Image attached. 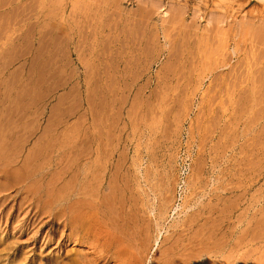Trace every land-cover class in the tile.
<instances>
[{
	"label": "rangeland",
	"instance_id": "rangeland-1",
	"mask_svg": "<svg viewBox=\"0 0 264 264\" xmlns=\"http://www.w3.org/2000/svg\"><path fill=\"white\" fill-rule=\"evenodd\" d=\"M0 1H1L0 5H2V8H0V21H1L0 31L1 30L2 32L4 31L3 33L2 32L0 33V35L2 36L0 37V43H1L0 52L6 49V47H8L7 48L8 51L6 54L8 55V57L5 56L7 57L6 59L3 56V58L5 61L7 60L9 64V68H8L9 71L7 70V75L6 76L0 75V77L1 78L3 77V79L6 78L5 79L6 84L9 81L12 82L13 79L16 80L15 71L16 69L19 68L20 61L18 58L21 57L19 55H21L20 54L21 49L23 48L22 54L25 53L24 50L26 49V53L24 54V57L23 55L21 57V62L24 63V68H25L26 77L24 80L27 81L29 79L28 82L30 81L29 82L30 86L31 85L32 86L39 85L38 87L42 86L40 87V89L38 87L34 89V87L31 88L28 85L29 88L33 90H38L41 92V93L38 91L36 92V94L38 93L39 95L37 96L39 100L35 99L37 97L35 96L36 94L35 95L32 94L34 93L33 90H32V93H30V96L28 92L27 97L29 96L30 98H32V99L27 100L29 102L31 101L30 103L29 102L27 103V101H24L25 102L24 103L22 101L23 103L21 102L20 104L18 100H16L17 102L13 101V104H12V101H10L11 98L5 97L6 92L4 93L5 95L4 96L2 93L4 90L0 91L1 92L0 111L2 110L0 112L1 114L0 119H2V121L0 120L1 121L0 122L1 123L0 125V144H1L0 148L3 147V149L1 148V150L2 152L5 153L4 157L6 156L8 160H10L9 157L12 158V154H14L15 152L18 154H22V156L24 157V155L27 156V153L29 154L33 152L34 150L38 152L39 150L43 149L42 151H44V148L41 145L43 144L46 146V144H44L46 143V141L48 145L49 144L48 140L51 142L53 137H55L56 139L54 138V141L52 140L53 141L52 144L57 143L58 145L56 144V146L58 147L55 148L54 146L53 148L52 146L51 148L52 150L63 151V152H67V154H72V155L81 154L80 156H82L83 154H88L90 151V148L86 144L87 142L89 144V139H90V123H91L90 112L92 110L91 108H95V111L97 112L96 117H98L96 121L99 119L97 121V125H99L100 127L101 126L104 127L103 132L107 131L105 127H106V124H108L109 122H111L112 127L115 128V129L112 128V132H114V138H112L113 137L112 133L109 132L111 133V136H112V137L110 136L109 139L112 140V142L110 141V143H113V150L111 149V146H109L110 150H106V151H108L109 153L113 152L117 154V156L119 154H123V155L130 154L131 157L133 155L134 157L139 156V159L136 162V164L138 165V168L142 172L140 175L142 176L146 172L147 178L145 179L146 183L144 182V179L140 180L141 187H139L138 185L136 186H137L138 191L139 190L142 192L144 190L149 191L150 196H148V198H145V200L150 199L147 205H151L154 208V213H158V207L160 204L159 184H160L161 177H169V176L171 177V186H170L171 193H168V195L171 196L170 204L171 205L175 204L174 205L175 210L173 208L172 209L170 208V210L168 211V213L165 215V217L162 220H158L157 218L155 221L154 215H151L153 219V226H154L153 232H152L153 237L151 239V250L146 256L144 264H162V263L164 264V261L166 259L165 256L168 255L169 249L177 248V250H180V252H181V249H184V250L185 248L188 249L190 246L187 243L188 242L187 237L189 236L190 233L188 234V231L182 232L183 234L181 232L178 233L177 232L178 228L175 226L178 224H181L183 219H185L186 213L189 214V212L196 210L201 205L204 206V205H213V204H218V207H217L218 211L216 212L214 216L221 215L217 219L219 227L218 226L216 227V232L218 234L217 235L218 240H216L215 250H216V254L218 258L215 257V258L210 259L208 255H201L198 258L192 259L193 262L190 261L189 263L190 264H213V263L218 264L219 260L222 261L223 258H225L226 260V257L228 256V259L230 257V260H227L226 262L224 260L225 264H264V231H262L264 230V226H263L264 225V101H262L264 100V95H262L261 98L259 99L257 98L259 95L257 96L253 93L251 94L248 92L245 96L242 97V90H244L245 88L250 90L251 88V85H252L251 84L252 82V76H251L252 72L251 71L264 69V60H263L264 59V41L262 40V42H260L259 40L260 38L258 37V34L256 32L257 26H258L257 27L258 31L260 29V25L261 27L264 26V14H263L264 10H262V8L264 9V6L261 3L259 4L260 2L259 0H228L225 3H220V4L219 3L217 4L214 0H99V1L98 0L97 1L96 0H50V1L49 0H39V1L38 0H27V1L26 0H15V1L8 0V2L7 0H0ZM3 2L8 3V5L5 4L3 6ZM20 3H21V6L22 4L23 6L20 7L17 12V6ZM27 3H29L28 4L29 7L26 6ZM153 3H159V4L153 5ZM33 4H34V9H33ZM156 5H158L157 7H159L160 5V7L157 8ZM15 6L16 8H13ZM154 6L157 9L153 8ZM55 7L56 8L58 7V8L56 9ZM140 7L142 8L146 7V8L143 10V12L142 11L139 12ZM54 8L55 10H52ZM148 8L150 9L152 8V9L150 10ZM112 9L114 10V12ZM147 9L149 10L148 14H150V11L152 12L151 15L153 14L150 18H148V16L150 15L145 13ZM178 9L180 11V14H182L184 10L183 12L184 15L183 14L182 16L178 15V18H177L176 17L177 15L175 17L174 15L176 14V12H178ZM21 10L22 12L24 11L23 12L24 14L21 12ZM48 11L50 12V14L48 13ZM166 11L168 12L167 16L164 15V12L167 13ZM118 12H120V15L116 14ZM76 13H77V16H76ZM138 13L139 14L141 13V17H138ZM144 13L148 16L147 18H145L147 19L145 20L147 22L144 21L145 25L143 26L144 23L142 20H144V18H142V16L144 17ZM171 13L173 14V16ZM116 15L117 17L120 16L119 17L120 20L118 18L116 20L115 18ZM10 16L12 18H10ZM132 16H133V21H132ZM170 16L172 18L174 17V19L176 20L171 19ZM168 17H170V19L174 21L172 24H171V20L169 21L167 19ZM215 17H218V18L224 17L225 19L223 20L221 19V21L224 23L218 21L219 24H216L217 26L215 24H211L212 22L209 25L208 21L210 20V18L214 19ZM139 18H140V22H139ZM218 18H215L214 20L215 22L213 23H217L216 20ZM251 18H254V20H252ZM10 19H12L13 21L16 19L18 25L16 24L15 21H14L15 23L14 22L12 23ZM2 20L6 21V25L8 21L12 24L9 23L10 25L8 24L7 25L8 27H7L5 24H3L4 21ZM113 20H114V23H113ZM175 21L179 22L178 26L175 25V24H178V23H175ZM90 22L91 24H89ZM136 22L137 23L139 22L140 25L138 26ZM189 23H190V26L192 25L190 28L188 25ZM2 25H5V27L3 28ZM133 25H135L134 28L132 27ZM141 25L143 26V28ZM222 25L224 28L221 27ZM110 26L112 27L113 30H111ZM174 26H177L178 28ZM76 27H79V36L76 35ZM139 27L142 28L141 29L142 31L144 29V31L140 32ZM207 27H209L210 30ZM19 28L20 29L22 28V29L19 30ZM174 28H176L175 30L177 31V33L176 31L174 32ZM216 28L219 30V32L220 31L223 32V33L220 32L222 35L219 32L216 33L218 31ZM92 29H93V32L91 31ZM163 29L166 31L169 38H172V36L176 34L175 37L173 38L174 39L179 38L178 41L179 40L182 41L181 37L178 36L179 33L181 32L184 33L185 31H189L185 33L186 35L188 33L189 34H188V37H186L187 38L186 41L188 40L186 43L187 46L185 45L184 47L185 56L187 55L185 59L186 67L184 68L185 72H187V75H186L187 79L182 80L183 83L181 84V87L176 88L174 91H168V93L171 95H174V96L177 95L176 97H178L181 100L180 104L172 108V110H170L171 108H168L166 112H168L170 115L168 117L166 115L165 118H160L159 114H160L161 109H157V108L154 109L153 106L150 107L149 109H144V110L136 108L135 112L134 111L132 112L133 116L131 113V118H129L127 114H128V110L130 109V101L127 105L125 104L123 105V102H121V106L119 105L117 106L120 107L122 111H120L121 110L120 108H116V110H119V111L113 110V112L109 111L108 113L112 116V118H113V115L111 113L115 114L114 115L115 117L113 118L114 121H113L110 118V116L107 115V112H106V110L108 111L107 105L105 104L104 100L102 102L101 101L102 99H100L103 97V85L102 84L104 82V79H103L104 76L102 73L103 72V62L102 61L104 59V55H102V53L104 54V51H105L104 47L106 45L105 44L106 40L108 41L110 40L106 38L117 37L115 48L120 49L122 51V54L125 55L124 50L127 47V45L132 43L133 42L132 39H133V40H136L133 44L134 46H136L137 45L136 42L141 40L140 36L142 38V41H144V36L147 38L151 37L152 38L151 42L154 40H157L158 38L160 39V42L162 44L164 42V39L162 37ZM213 29H215V31L217 30L215 34H213L214 32ZM224 29L227 30V36L224 35L226 32ZM48 30H50L51 33L50 31L48 32ZM207 30L209 31L212 30V31L209 33L207 32ZM85 31L87 32L85 33ZM106 31H108L109 33ZM118 31H121V32H118ZM133 31L135 33H133ZM138 31L140 35H138ZM127 32L129 35L126 34ZM173 32H174V35H173ZM48 33L49 35H47ZM56 33H58L57 36H56ZM85 34L86 36H84ZM91 34H93L92 37H91ZM215 35L216 36L221 35V37L217 36L216 38ZM54 36H56V38L59 37L60 39L58 38L55 39ZM209 36L213 38L210 43H209L210 41ZM213 36L217 40L218 38L220 39V41L218 40L217 42V46H214L215 45L214 42L216 43L217 40L215 41V38ZM14 37L16 40L13 39ZM254 37L258 38V39L256 38L255 40L256 43L258 41L257 43L258 45L256 43L254 44V41H253L255 39ZM46 39L47 40L51 39L50 44H49L50 40H48V43H46L47 42ZM121 39L122 41H120ZM193 39H195V41H193ZM204 39L206 40L204 41ZM56 40H58L57 43H56ZM44 42L46 46L45 44H43ZM121 42H123L124 45L121 44ZM203 42H205V44ZM212 42H213V46H212ZM21 44H22V47H21ZM152 44H154V42ZM179 45L181 46V43ZM209 45L210 47H208ZM38 46L39 47L41 46V47L39 48ZM78 46L80 47V49L77 48ZM255 46H259V48L256 47V49L258 48L257 49L258 52H254V50H256ZM45 48H48V49H45ZM208 48L210 51V52L208 51L209 54L207 53ZM40 49L42 50L39 51ZM77 49H78L80 58L81 56H84L81 58V60L78 59ZM260 49H261L263 57L261 54L260 55L258 54L260 53L259 52ZM15 50H16V55H14ZM59 50L61 51L59 52ZM62 50L65 51L64 54ZM84 50H86V52ZM39 52L43 56L40 55L39 57L41 58L37 59ZM11 53L12 55H14V57L11 56ZM195 53H196V56H194ZM154 55L155 53H151L150 55H148V60L150 61L147 62V70L145 72L146 75L135 83L134 87L132 88L134 90V93L132 94L133 96L136 94L135 91L137 90V88L138 90L139 89L141 90L140 87L142 86H144V89L146 90L147 95H149L150 93L149 91L151 90H154V89L157 91L159 90V88H157L155 84L156 76L161 70H163V67L167 60V51H165V53L160 58ZM207 55H210L209 57H207L208 59L206 58ZM0 56H1L0 57L1 58L0 64H1L3 58H2V55ZM51 57L53 58L52 60H51ZM11 58L12 60H10ZM4 60L2 64L4 63ZM11 61L13 62L12 64H11ZM195 61H196L195 64L198 65L197 67L196 65H194ZM39 62H41L40 63L41 67L40 65H38ZM51 62L52 64H49ZM240 62H242L243 64ZM45 63H47L48 65ZM30 65L32 67L34 66V69L31 67L28 68V66ZM231 65L233 66V68L228 67ZM240 65H241V68H240ZM30 68L32 70H29ZM40 68H42L43 70ZM58 68H59V73H58ZM231 68L233 71H231ZM0 69L2 68L0 67ZM70 70L72 73L70 72ZM39 71L41 72L40 75L38 73ZM243 71L244 73H242ZM42 72L44 73V75H42L43 74ZM98 72L101 74V76ZM228 72L229 74L231 72V74L229 75ZM28 73H31V74H28ZM95 73H96L98 80H96L97 78L94 75ZM71 74L73 77H71ZM37 75L40 77H38ZM227 76H228V79H227ZM242 76L246 80L242 78ZM9 78L11 80H9ZM35 78L37 79L36 81H35ZM42 78H45V79L42 80ZM235 78L237 79V81L240 78V81H238L239 85L238 83H236L237 86H235L236 85L235 82H237ZM212 79L214 81H211ZM38 80H39V83H37ZM218 80H220V82ZM229 80L233 82L231 83L233 85H229L230 84ZM94 81H98L96 82L97 85L94 84L95 83ZM217 81H218V84H215ZM11 82L9 83V86H7L5 83L4 84L6 85L7 88L8 87L10 88L11 93H12V91L15 90V88H13L15 87V84ZM224 82H225V85L223 84ZM32 83L34 84L37 83V84L33 85ZM219 83H221L222 86H219ZM10 84H14V85H10ZM145 84L146 85L148 84V85L145 86ZM58 86L59 88H56ZM172 86L175 87V85H172ZM28 87L27 89H29ZM44 87H46V89ZM1 88L3 89L4 87L3 86L0 87V90ZM53 88L57 90H54ZM186 88H187V91H186ZM230 88H231L232 93L231 91L228 93V90H230ZM31 89L29 90L31 91ZM73 89H75V92L73 91ZM221 89H222V92H221ZM138 90L136 92H138ZM181 90H182V93H181ZM93 93H94L95 98L92 96ZM250 94L252 95V97H250ZM32 95L35 98H33ZM123 95L125 96V94ZM123 95L121 98H124ZM215 97H216V101L214 100ZM183 98L184 100H182ZM244 98H246V100ZM5 99H8V100L5 101ZM33 99H34V102L32 103ZM91 99L93 102H91ZM35 100L38 101V103L35 102ZM224 101H226L227 103L225 104ZM26 103L28 104V107ZM100 103L102 105H100ZM212 103H213V106H212ZM19 104L21 107L19 106ZM22 104H25V106ZM30 104L31 105L33 104V105L31 106ZM14 105L16 109L14 108ZM17 105L19 106L18 107L19 109L17 108ZM29 105L32 107L31 109H29L30 108ZM6 107L11 110L6 109L5 111ZM100 107L103 110H99ZM203 107H204V110H203ZM240 107H242V109ZM13 108L15 111H13ZM20 108H21V112L26 111L27 109V112H24L23 114H25L26 116V114L29 113L30 118L28 117V115L26 116V118H24L25 116H22L23 114L20 112L21 114L20 116L23 117L21 118V121H20V118H17V120L13 119L17 113L19 114ZM257 109L259 110V112H257L258 114L256 115L255 113ZM8 110L10 112H8ZM31 110L34 111L33 114L32 112H30ZM145 110H147V112L149 113V116L147 113H145ZM12 111H13V114L15 112L13 116H11ZM7 112L9 113V115L6 116L5 114H8ZM119 112H120L119 114L120 116L117 115ZM175 112L177 113L176 114V117L178 116L177 118L174 117ZM156 113L158 116H156ZM17 115L16 117H18ZM146 115L148 117H146ZM9 117H11V120ZM102 117L107 120L102 119ZM117 117H120V118H117ZM5 119H7L6 121H11V122H7V125H6ZM32 119L34 120V122L32 121ZM101 119L104 120L106 124ZM14 120L17 122H15ZM147 120H148V123H147ZM57 121L59 122L56 123ZM132 121L134 125L132 124ZM168 121H170L171 124ZM14 122L15 124L18 123L17 125L19 126V128L22 126L21 124L24 122L23 125L25 129L26 128L28 129L26 130L23 129L22 130L23 133L21 132L18 133L17 132L18 126L15 127L16 125L14 124ZM19 122H21V124ZM138 122L139 124L137 125ZM103 123L105 126L103 125ZM114 123H116L117 126L113 125ZM4 125L8 127L7 128L5 126L7 129H11V130H6V128L4 129ZM35 126L38 129H36ZM43 129L45 132L46 131L48 132L49 130H51L52 132L49 131L48 133L47 132L45 133L43 132ZM166 129L169 131L166 132ZM232 129L234 131H232ZM4 130H6L7 133L5 132V134H3ZM15 132H17V134H15ZM165 132L166 134H164ZM11 133L13 134V136ZM51 133L54 135V136L52 135L53 137H51ZM41 135L43 137L44 135H47L48 139H46L47 136H45L44 139L46 140L44 142V140L42 139L43 140L42 142L41 139H38V136H41ZM10 136H11V139H10ZM20 136H22V138H19ZM4 138L7 140L5 141ZM36 139L38 140L36 141ZM155 140L158 142L157 143L154 142ZM19 141L21 143H18ZM35 141H36V144H33ZM80 141H83V142H80ZM37 142L38 143L40 142L39 143L40 145ZM10 144H12L11 145L12 147L10 146ZM20 145L21 146L23 145V146L21 147ZM37 145H39L41 148ZM59 146H60V149H59ZM34 147H37V150ZM88 148L89 150H87ZM121 149H123V151ZM50 150L48 149L45 151L46 153L48 151V154H51L49 153L51 152ZM35 151L33 153H35ZM7 153L8 154L10 153L8 155L9 157L6 155ZM2 156H3L2 153H0V158ZM141 157L144 158L142 161L143 162L142 166L139 165V160L141 159ZM7 158L3 159L2 157V159L0 160L1 163L3 162L2 165L5 164L4 163L5 160L7 162ZM198 165H199L201 172L198 170L199 169ZM11 166H13L12 168L17 167V165L14 163ZM1 167H4V165L0 166V168ZM9 167H7L8 170L11 169ZM195 168H197V170ZM196 173H198V175ZM4 181H6V179L4 178L0 179V185L4 184L3 183ZM7 182L8 184H10L13 181L7 180ZM231 200L233 202H231ZM229 201L231 205L228 204ZM7 203L8 202H6L4 205L0 203V208L5 209V216H0V264H58V256L62 254L63 251H64L63 253L65 256L66 251L64 250V248L58 246L57 241L49 243L48 239L45 238L47 232L50 230V226H44L42 229L43 232H40V233L38 232L37 236L35 237L33 232L37 230L38 228L37 227L33 228V225L29 224L31 222L30 221L31 217H30L28 219L29 221L26 224L25 231L18 232V226H16L18 223L13 224L14 222L13 219H8V215H7L8 210L12 206L11 204L13 203V205L14 204L16 205V201L15 203L10 202L11 204H7ZM181 203L182 205H184V207L181 205ZM225 205L226 206L230 205V206L226 207ZM185 206L186 207L190 206V207L186 209ZM175 207L176 208L179 207V208L176 210ZM222 207L224 209L223 211H222ZM17 211H15L14 214H16ZM225 218H228V219H225ZM47 219L48 218H46L45 220ZM157 223L159 224L157 225ZM27 225H29L28 228L31 229V232L27 228ZM15 226L17 228H15ZM32 229L34 230L33 232H32ZM259 234H260V237H259ZM176 236H178L179 238ZM218 236L220 237L218 238ZM251 236H253L252 237V239L254 238L253 240L252 239L250 240ZM71 245L72 243L69 242L68 246L66 245L65 247L72 248L73 246ZM77 249H79V246L77 247ZM173 250H170V253L173 252ZM186 252H188V250ZM230 254L231 256H229ZM247 254L249 255V257ZM176 258H178V256H176ZM182 258H181L182 260L178 259L180 261V264L183 261H188L185 257H182Z\"/></svg>",
	"mask_w": 264,
	"mask_h": 264
},
{
	"label": "bare ground",
	"instance_id": "bare-ground-1",
	"mask_svg": "<svg viewBox=\"0 0 264 264\" xmlns=\"http://www.w3.org/2000/svg\"><path fill=\"white\" fill-rule=\"evenodd\" d=\"M15 1V0H13ZM12 1V2H13ZM27 1V0H26ZM39 1V0H38ZM50 1V0H49ZM97 1V0H96ZM99 1V0H98ZM217 4L219 3H225L228 0H214ZM260 1V2H259ZM259 4L261 3L264 6V0H259ZM1 2V1H0ZM8 2V0H7ZM24 2V1H23ZM37 2V1H36ZM57 2V1H56ZM55 2V3H56ZM102 2V1H101ZM117 2V1H116ZM157 2V1H156ZM10 3V2H9ZM22 3V2H21ZM21 3L17 6V12L18 9L21 6ZM76 3V2H75ZM1 4V3H0ZM8 3L3 2V6ZM29 3H27L26 6L29 7L28 5ZM49 4V3H48ZM83 4V3H82ZM96 4V3H95ZM154 4H159V3H153ZM37 5V4H36ZM56 5V4H55ZM111 5V4H110ZM109 5V6H110ZM242 5V4H241ZM31 6V5H30ZM144 6V5H143ZM151 6V4H150ZM158 5H156L157 7ZM262 6V7H263ZM46 7V6H45ZM53 7V6H52ZM60 7V6H59ZM82 7V5H81ZM147 7V6H146ZM145 7V8H146ZM155 6L153 8H156ZM160 7V5H159ZM157 7V8H159ZM0 8H2V5H0ZM13 8H16L13 7ZM25 8V7H24ZM43 8V7H42ZM56 8V7H55ZM52 9V10H55ZM58 8V7H57ZM56 8V9H57ZM145 8L140 7V11L139 12H143V10ZM156 8V9H157ZM181 8V7H179ZM26 9V8H25ZM33 9H34V4H33ZM32 9V10H33ZM83 9V8H82ZM115 9V8H114ZM150 9V8H148ZM147 9V11L145 12L146 14L149 13V10ZM152 9V8H151ZM150 9V10H151ZM23 10V8H22ZM21 10V12H22ZM31 10V11H32ZM113 10V9H112ZM159 10V9H158ZM167 10V9H166ZM171 10V9H170ZM211 10V9H210ZM262 10H264L262 8ZM7 11V10H6ZM5 11V12H6ZM14 11V10H12ZM20 11V10H19ZM29 11V9H28ZM51 11V10H50ZM95 11V10H94ZM153 11V10H152ZM169 11V10H168ZM4 12V13H5ZM8 12V11H7ZM11 12V11H10ZM24 12V11H23ZM22 12V13H23ZM114 12V10H113ZM167 12V11H166ZM170 12V11H169ZM173 12V11H172ZM184 12V10H183ZM182 12V14H183ZM48 13L50 14V12L48 11ZM96 13V12H95ZM134 13V12H133ZM144 13V17L142 16V18H144L143 23L145 20V18H150L151 15V11L150 14L146 15ZM24 14V13H23ZM26 14V13H25ZM39 14V13H38ZM87 14V13H86ZM102 14V13H101ZM100 14V16H101ZM120 15V12L116 13ZM172 14V13H171ZM170 14V15H171ZM182 14H180V11L178 9V12H176V14L174 15V17L176 16L178 18V15L182 16ZM210 14V13H209ZM219 14V13H218ZM264 14V13H263ZM2 15V14H1ZM31 15V14H30ZM113 15V13H112ZM164 15H168V12L165 13ZM163 15V16H164ZM184 15V14H183ZM217 15V14H216ZM221 15V14H220ZM218 15V16H220ZM19 16V15H18ZM77 16V13H76ZM75 16V18H76ZM111 16V14H110ZM173 16V14H172ZM213 16V15H212ZM222 16V15H221ZM58 17V16H57ZM120 17V16H119ZM119 17H117L116 15V20L117 18L119 19ZM138 17H141V13H138ZM137 17V18H138ZM171 17V16H170ZM170 17H168L167 19L170 21L171 19H174V17L170 19ZM256 17V16H255ZM254 17V18H255ZM10 18H12L10 16ZM112 18V17H111ZM110 18V19H111ZM209 18V17H208ZM218 18V17H215ZM215 18H210V20L208 21L209 25L211 24H219V22H222L221 19H225L224 17L222 18H218L216 21L217 23H213L215 22ZM254 18H251L252 20H254ZM9 19V18H7ZM93 19V18H92ZM62 20V19H61ZM120 20V19H119ZM150 20V19H149ZM176 20V19H174ZM178 20V19H177ZM180 20V19H179ZM213 20V21H212ZM251 20V21H252ZM257 20V19H256ZM4 21V20H2ZM10 21H12V23L15 21L17 24V20L15 19L14 21L12 19H10ZM20 21V20H19ZM24 21V20H23ZM84 21V20H83ZM91 21V20H90ZM132 21H133V16H132ZM136 21V20H135ZM138 21V19H137ZM167 21V20H166ZM181 21V20H180ZM239 21V20H238ZM1 22V21H0ZM14 22V23H15ZM22 22V20H21ZM119 22V21H118ZM117 22V23H118ZM125 22V21H124ZM139 22H140V18H139ZM139 22L137 23V25L139 26ZM147 22V21H145ZM174 21L171 20V24ZM10 22H7V25ZM10 23V24H12ZM19 23V22H18ZM114 23V20H113ZM142 23V22H141ZM175 25H179V22L175 21ZM207 23V24H208ZM224 23V22H222ZM3 24L6 25V21L3 22ZM9 24V25H10ZM15 24V25H16ZM35 24V23H34ZM91 24V22L89 23ZM108 24V23H107ZM116 24V23H115ZM148 24V23H147ZM169 24V23H167ZM170 24V26H171ZM243 24V23H242ZM260 24V23H259ZM5 25H2L3 28L5 27ZM6 25V26H7ZM18 25V24H17ZM33 25V24H32ZM51 25V24H50ZM97 25V24H96ZM119 25V24H118ZM136 25V26H137ZM145 25V23L143 24V26ZM187 25V23H186ZM189 28L192 26H190V23L188 24ZM53 26V25H52ZM112 26V24H111ZM110 26V27H111ZM117 26V25H115ZM135 25H133L132 27L134 28ZM137 26V27H138ZM142 26V25H141ZM142 26V28H143ZM174 26V27H177ZM206 26V25H205ZM204 26V27H205ZM208 26V25H207ZM217 26V25H216ZM8 27V26H7ZM6 27V29H7ZM212 27V26H211ZM214 27V25H213ZM223 27V25L221 26ZM220 27V28H221ZM228 27V26H227ZM232 27V26H231ZM258 27V26H257ZM256 27V32L258 34V37L260 38V42H262V40L264 41V26L261 27L260 25V29L258 31ZM2 28V29H3ZM28 28V27H27ZM31 28V27H30ZM114 28V27H113ZM116 28V27H115ZM129 28V27H128ZM127 28V29H128ZM140 28V32H143L141 30L142 28ZM147 28V26H146ZM178 28V27H177ZM186 28V27H185ZM195 28V27H194ZM199 28V27H198ZM206 28V27H205ZM209 28V27H207ZM219 28V26H218ZM224 28V27H223ZM229 28V27H228ZM22 29V28H21ZM19 28V30H21ZM86 29V27H85ZM84 29V30H85ZM121 29V28H120ZM126 29V28H125ZM151 29V28H150ZM154 29V28H153ZM176 28H174V32ZM188 29V28H187ZM217 29V28H216ZM222 29V28H221ZM220 29V30H221ZM226 29V28H225ZM224 29V30H225ZM29 30V29H28ZM52 30V29H51ZM111 30L112 27H111ZM138 30V29H136ZM161 30V29H160ZM169 30V29H168ZM185 30V29H184ZM195 30V29H194ZM203 30V29H202ZM210 30V28H209ZM207 30V32H211ZM214 32L213 34H215V29H213ZM223 30V29H222ZM248 30V29H247ZM14 31V30H13ZM18 31V30H17ZM26 31V30H25ZM30 31V30H29ZM32 31V30H31ZM50 30H48L49 32ZM58 31V30H57ZM60 31V30H59ZM62 31V30H61ZM93 32V29L91 30ZM138 31V35H140ZM226 31V32H225ZM225 34L227 36V30H225ZM2 32V30L0 31V33ZM4 32V31H3ZM2 32V33H3ZM9 32V31H8ZM87 31H85L86 33ZM108 32V31H106ZM121 32V31H118ZM168 32V31H167ZM172 32V31H171ZM173 32V35H174ZM189 32V31H185L184 33L181 32L178 34L179 37H181L182 41H178V39H174L172 36V38H169V36L167 35L166 31L163 29V39L164 42L161 44L160 39L157 38V40H154L151 42V37L147 38L144 36V41H142V38L140 36V41L136 42L137 45L134 46V42L136 40L132 39V43H130L129 45H127V47L124 50V54H122V51L118 48H115L116 46V40L117 37L115 38H106V39H110L109 41L106 40L105 44V51L104 54L102 53V55H104V59H103V76H104V82H103V97L100 98L102 99L101 101L105 102V104L107 105V115L110 116V118L113 120V118L115 117L113 113H111L113 115V118L109 113V111L113 112V110H116V108H120L117 105L121 106V102H123V105H127L130 101V109L128 110V114L127 116H129V118H131V113L134 111L135 109H149L150 107H154L157 109H161L160 110V114L159 117L160 118H165V116L167 115V117L170 115L168 112H166L168 110V108H171L170 110H172V108H174L175 106H178L181 102V100L168 93V91H174L176 88L181 87V84L183 83L182 80L187 79L186 75L187 72H185L184 68L186 67L185 65V59L187 57V55L185 56V45L187 46V41H186V37H188V34L186 35L185 33ZM219 30L216 32L218 33ZM221 33H223L222 31H220ZM219 32V33H220ZM6 33V32H5ZM44 33V32H43ZM42 33V34H43ZM51 33V31H50ZM84 33V32H83ZM91 33V32H90ZM89 33V35H90ZM109 33V32H108ZM133 33H135L133 31ZM177 33V31H176ZM203 33V31H202ZM220 33V34H221ZM20 34V33H19ZM34 34V33H33ZM58 33H56L57 36ZM107 34V33H106ZM119 34V33H118ZM121 34V33H120ZM128 34V32L126 33ZM152 34V32H151ZM13 35V34H12ZM46 35V34H45ZM49 35V33L47 34ZM68 35V34H67ZM76 35L79 36V27H76ZM93 34H91L92 37ZM111 35V34H110ZM129 35V34H128ZM127 35V36H128ZM142 35V34H141ZM205 35V33H204ZM208 35V34H207ZM210 35V34H209ZM212 35V34H211ZM222 35V34H221ZM221 35H217L219 37H221ZM21 36V35H20ZM24 36V35H23ZM32 36V35H31ZM55 39H60L59 37H57ZM60 36V35H59ZM62 36V35H61ZM86 36V34L84 35ZM120 36V35H119ZM125 36V34H124ZM150 36V35H148ZM156 36V35H155ZM216 36V35H215ZM216 36V38H217ZM0 37H2L0 35ZM25 37V36H24ZM74 37V36H73ZM90 37V36H89ZM100 37V36H99ZM135 37V35H134ZM154 37V36H153ZM214 37V36H213ZM47 38V37H46ZM65 38V37H64ZM63 38V39H64ZM86 38V37H85ZM139 38V37H138ZM195 38V36H194ZM210 41L213 39L211 36H209ZM215 38V37H214ZM215 38V41L217 40ZM255 38V37H254ZM257 38V37H256ZM256 38L253 40L254 44L256 43ZM14 40L15 37L13 38ZM19 39V38H17ZM83 39V38H82ZM81 39V40H82ZM128 39V38H127ZM224 39V38H223ZM258 39V38H257ZM49 44L51 42V39H48ZM48 40L46 39V43H48ZM65 40V39H64ZM85 40V39H84ZM206 39H204L205 41ZM218 40L220 41V39L218 38ZM214 42V46H217V42ZM58 40H56L57 43ZM122 41V39L120 40ZM193 41H195V39H193ZM214 41V40H213ZM5 42V41H3ZM39 42V41H38ZM54 42V41H53ZM154 42V44H152ZM225 42V41H224ZM83 43V41H82ZM181 43V46L179 45ZM205 44V42H203ZM228 43V42H227ZM258 43V41H257ZM256 43V44H257ZM1 44V43H0ZM16 44V43H15ZM20 44V43H18ZM24 44V43H23ZM26 44V43H25ZM29 44V43H27ZM45 44V42L43 43ZM59 44V42H58ZM121 44L124 45L123 42H121ZM194 44V43H193ZM192 44V45H193ZM203 44V45H204ZM262 44V43H261ZM39 45V43H38ZM57 45V44H56ZM82 45V44H81ZM122 45V47H123ZM199 45V43H198ZM211 45V44H210ZM210 45L208 47H210ZM258 45V44H257ZM13 46V45H12ZM32 46V45H31ZM46 46V44H45ZM48 46V45H47ZM64 46V45H63ZM68 46V45H67ZM77 46V45H76ZM119 46V45H118ZM180 46V47H179ZM205 46V45H204ZM212 46H213V42H212ZM254 46V45H253ZM16 47V46H14ZM22 47V44H21ZM39 47V46H38ZM41 47V46H40ZM39 47V48H40ZM50 47V45H49ZM55 47V46H53ZM60 47V46H59ZM125 47V46H124ZM195 47V46H194ZM203 47V46H202ZM259 48V46H255ZM7 48L4 49L3 51L0 52V55L3 56H7ZM20 48V46H19ZM27 48V47H25ZM78 49H80V47H77ZM87 48V47H86ZM212 48V47H211ZM250 48V47H249ZM248 48V49H249ZM257 48V49H258ZM12 49V48H11ZM18 49V48H17ZM23 49V48H22ZM22 49H21V56L26 53V49L24 50L25 53L22 54ZM29 49V48H28ZM48 49V48H45ZM77 49V52H78ZM89 49V47H88ZM223 49V48H222ZM231 49V48H230ZM256 50H254V52H258ZM20 50V49H19ZM30 50V49H29ZM42 49H40L39 51H41ZM54 50V49H53ZM199 50V49H198ZM13 51V50H12ZM10 51V52H12ZM31 51V50H30ZM48 51V50H46ZM45 51V52H46ZM52 51V50H51ZM50 51V52H51ZM61 50H59L60 52ZM63 51V50H62ZM86 52V50H84ZM89 51V50H88ZM165 51H167V60L166 63L163 67V70H161L158 75L156 76V87L159 88V90H151L149 91V95L146 94V90L144 89V86L140 87L141 90L137 88L138 92L135 91V95L133 96L132 94L134 93V90L132 89L135 85V83L139 80L142 79L145 75H146V70H147V62L150 61L148 60V55H150L151 53H155L156 56H158L159 58L165 53ZM209 51V48L207 50V53ZM14 52V51H13ZM18 52V51H17ZM43 52V51H42ZM41 52V53H42ZM44 52V53H45ZM65 51H63L64 54ZM195 52V50H194ZM210 52V51H209ZM240 52V51H239ZM238 52V53H239ZM260 53H258L259 55H262L261 49L259 50ZM57 53V52H56ZM55 53V55H56ZM206 53V54H207ZM62 54V55H63ZM86 54V53H84ZM209 54V53H208ZM247 54V53H246ZM254 54V53H253ZM10 55V53H9ZM16 55V50H15V54ZM14 55L11 56L14 57ZM41 54L39 52V55L37 57V59L41 58L39 57ZM154 55V56H155ZM203 55V54H201ZM211 55V53H210ZM210 55H207V57H209ZM256 55V53H255ZM258 55V56H259ZM36 56V55H35ZM43 56V55H41ZM194 56H196V53L194 54ZM193 56V57H194ZM231 56V55H230ZM250 56V54H249ZM256 56V57H258ZM1 57V56H0ZM7 57H5L7 59ZM10 57V56H9ZM21 57H17L20 61V65L19 68L16 69L15 71V75H16V80L13 79V83L15 84V90L12 91L10 88L6 87L9 86V83L11 81H9L7 84L5 83V79H3V77L0 80V87H4L3 89L1 88L0 91H3V95L5 93V97H10L9 100L15 102L16 100H18V102L21 104V102L23 101H27L30 98V93H32L31 89L32 87L37 88L39 85L37 86H30V81L28 82V80H24L25 79V68H24V63L21 62ZM54 57V56H53ZM84 56H81V58ZM153 57V56H152ZM202 57V56H201ZM261 57V56H260ZM263 57V55H262ZM62 58V57H61ZM60 58V59H61ZM79 52H78V59L81 60ZM151 58V56H150ZM251 58V57H250ZM249 58V59H250ZM36 59V60H37ZM53 58L51 57V60ZM99 59V58H98ZM208 59V58H207ZM243 59V58H242ZM258 59V58H257ZM1 60V58H0ZM4 58L2 59L3 62ZM12 60V58L10 59ZM8 60V61H10ZM58 60V59H56ZM96 60V59H95ZM152 60V58H151ZM262 60V58H261ZM264 60V59H263ZM31 61V60H30ZM45 61V60H44ZM216 61V60H215ZM1 62V64H2ZM26 62V61H25ZM36 62V61H35ZM42 62V61H41ZM38 65H40V63ZM48 62V60H47ZM56 62V61H55ZM10 63V62H9ZM13 62L11 61V64ZM31 63V62H30ZM34 63V62H33ZM191 63V62H190ZM189 63V64H190ZM196 61L194 62V65ZM198 63V61H197ZM210 63V61H209ZM227 63V62H226ZM242 63V62H240ZM0 67L2 69H0V75L1 76H6L7 75V70L9 68V64L7 62V60H4V63L1 65ZM44 64V63H43ZM47 64V63H45ZM49 64H52L49 63ZM220 64V63H219ZM228 64V63H227ZM243 64V63H242ZM35 65V64H34ZM48 65V64H47ZM94 65V64H93ZM202 65V64H201ZM16 66V65H15ZM14 66V67H15ZM61 66V65H60ZM98 66V65H97ZM163 66V65H162ZM191 66V65H190ZM198 65H196L197 67ZM207 66V65H206ZM218 66V65H217ZM226 66V65H224ZM31 67L34 69V66L32 67L31 65L28 66V68ZM39 67V66H38ZM41 67V65H40ZM48 67V66H47ZM73 67V66H72ZM195 67V66H194ZM228 67H232L233 66H228ZM29 70H32V69ZM46 68V66H45ZM44 68V69H45ZM97 68V67H96ZM189 68V67H188ZM231 68V71H233ZM237 68V67H235ZM239 68V66H238ZM241 68V65H240ZM42 69V68H40ZM100 69V68H99ZM244 69V68H243ZM258 69V68H257ZM15 70V69H14ZM18 70V71H17ZM43 70V69H42ZM40 70V71H42ZM50 70V69H49ZM96 70V69H95ZM195 70V69H193ZM208 70V69H207ZM206 70V72H207ZM238 70V69H237ZM236 70V71H237ZM9 71V70H8ZM13 71V70H11ZM34 71V70H33ZM38 72L39 75L41 74V72ZM48 71V70H47ZM73 71V70H72ZM230 71V70H228ZM242 71V69H241ZM240 71V72H241ZM18 72V73H17ZM28 72V71H27ZM31 72V71H30ZM56 72V71H54ZM71 72V70H70ZM97 72V71H95ZM192 72V70H191ZM225 72V71H224ZM239 72V73H240ZM249 72V70H248ZM251 76H252V82H251V88L250 90H248L247 88H245L244 90H242V97L245 96L248 92L249 93H253L255 95H259L257 98H261L262 95H264V69H260V70H254L251 71ZM10 73V72H9ZM32 73V72H31ZM28 73V74H31ZM43 73V72H42ZM58 73H59V68H58ZM72 73V72H71ZM99 73V72H98ZM198 73V72H197ZM218 73V72H217ZM234 73V72H233ZM238 73V72H237ZM236 73V74H237ZM244 73V71L242 72ZM18 74V76H17ZM66 74V73H65ZM100 74V73H99ZM203 74V73H202ZM229 74V72H228ZM231 74V72H230ZM229 74V75H230ZM12 75V74H11ZM44 75V73L42 74ZM49 75V74H48ZM56 75V74H55ZM95 77L96 73L94 74ZM211 75V74H209ZM208 75V76H209ZM224 75V74H223ZM228 75V76H229ZM240 75V74H239ZM243 75V74H242ZM9 76V75H8ZM14 76V75H13ZM29 76V75H27ZM38 76V75H37ZM101 76V74H100ZM227 76V79H228ZM234 76V75H233ZM232 76V77H233ZM237 76V75H236ZM40 77V76H38ZM46 77V76H45ZM50 77V76H49ZM53 77V76H52ZM65 77V76H64ZM63 77V78H64ZM71 77L72 74H71ZM94 77V78H95ZM204 77V76H203ZM215 77V76H214ZM230 77V76H229ZM240 77V76H239ZM13 78V77H12ZM29 78V77H28ZM48 78V77H47ZM61 78V77H60ZM86 78V77H85ZM205 78V77H204ZM222 78V77H221ZM231 78V77H230ZM242 78H244L242 76ZM45 78H42V80ZM50 79V78H49ZM72 79V78H71ZM190 79V78H189ZM207 79V78H206ZM214 79V78H213ZM211 81H214V80ZM236 79V78H235ZM238 79V77H237ZM236 79V81H237ZM245 79V78H244ZM8 80V78H7ZM9 80H11L9 78ZM37 79L35 78V81ZM41 80V79H40ZM98 80V78L96 79ZM192 80V78H191ZM196 80V79H195ZM221 80V79H220ZM220 80H218L220 82ZM231 80V79H230ZM229 80V81H230ZM246 80V79H245ZM15 81V82H14ZM34 81V80H33ZM32 81V82H33ZM34 81V82H35ZM58 81V80H57ZM70 81V80H69ZM151 81V79H150ZM148 81V82H150ZM153 81V80H152ZM205 81V80H204ZM218 81L215 84H218ZM232 81V80H231ZM229 82V85H233L231 83L233 82ZM240 81V78L239 80ZM235 82L238 83L239 82ZM243 81V80H242ZM11 82V83H12ZM28 82V83H27ZM96 84V82L98 81H94ZM6 85H5V84ZM39 83V80L38 82ZM35 83V84H37ZM47 83V82H46ZM54 83V82H53ZM51 83V84H53ZM60 83V82H59ZM74 83V82H73ZM241 83V82H240ZM244 83V82H243ZM14 84H10V85H14ZM27 84V85H26ZM33 85H35L34 83H32ZM75 84V83H74ZM149 84V83H148ZM147 84V85H148ZM214 84V85H215ZM225 85V82L223 83ZM28 85L31 87L29 88ZM42 85V84H41ZM56 85V84H55ZM97 85V84H96ZM145 84V86H147ZM172 85H175L172 86ZM189 85V84H188ZM99 86V84H98ZM97 86V87H98ZM155 86V85H154ZM219 86H222L221 83H219ZM237 86V84L235 85ZM27 87L29 89H31V91L29 89H27ZM42 87V86H40ZM40 87H38L40 89ZM47 87V86H46ZM46 87H44L46 89ZM49 87V85H48ZM62 87V86H60ZM71 87V85H70ZM94 87V86H93ZM232 87V86H231ZM240 87V86H238ZM56 88H59L56 87ZM195 88V87H194ZM211 88V87H210ZM223 88V87H222ZM12 89V87H11ZM54 90H57L55 88H53ZM77 89V88H76ZM90 89V88H89ZM184 89V88H182ZM207 89V88H206ZM225 89V88H224ZM229 89V88H228ZM234 89V88H233ZM236 89V87H235ZM78 90V89H77ZM92 90V88H91ZM90 90V91H91ZM95 90V89H94ZM203 90V89H202ZM213 90V89H211ZM210 90V91H211ZM38 90H33L34 93L32 94H36ZM73 91L75 92V89H73ZM157 93H156V92ZM187 91V88H186ZM224 91V90H223ZM231 91L228 90V93ZM29 92V96L27 97ZM40 92V91H38ZM43 92V91H42ZM73 92V93H74ZM218 92V90H217ZM222 92V89H221ZM41 93V92H40ZM50 93V92H49ZM182 93V90H181ZM184 93V92H183ZM211 93V92H210ZM232 93V91H231ZM1 94V92H0ZM44 94V93H43ZM100 94V93H99ZM125 94V96L123 95L124 98H121L122 95ZM127 94V96H126ZM250 94V97H252V95ZM48 95V94H47ZM182 95V94H181ZM36 97L39 96L38 93L35 95ZM88 96V95H87ZM92 96L95 98L94 93L92 94ZM4 97V98H5ZM33 98H35L32 95ZM42 97V96H41ZM44 97V96H43ZM78 97V96H77ZM228 97V96H227ZM240 97V96H239ZM249 97V96H248ZM247 97V98H248ZM79 98V97H78ZM92 98V97H91ZM36 100L38 99L35 98ZM122 99V100H121ZM205 99V98H204ZM246 100V98H244ZM4 100V99H3ZM8 99H5V101ZM38 103V101H36ZM39 100V99H38ZM79 100V99H78ZM94 100V99H93ZM184 100V98L182 99ZM212 100V99H211ZM216 101V97L214 99ZM226 100V98H225ZM9 101V102H10ZM89 101V99H88ZM100 101V102H101ZM208 101V100H207ZM214 101V102H215ZM244 101V100H243ZM249 101V100H248ZM247 101V103H248ZM264 101V100H262ZM17 102V101H16ZM22 102V103H23ZM29 101H27L28 103ZM31 102V101H30ZM29 102V103H30ZM34 102V99L32 100V103ZM40 102V101H39ZM91 102L92 99H91ZM90 102V103H91ZM183 102V101H182ZM191 102V101H189ZM225 104L227 103L226 101H224ZM223 102V103H224ZM245 102V101H244ZM257 102V101H256ZM260 102V100H259ZM8 103V102H7ZM25 103V102H24ZM26 103L27 107L28 104ZM36 103V104H37ZM184 103V102H183ZM207 103V102H206ZM11 104V103H10ZM19 104V106H20ZM35 104V103H34ZM104 104V105H105ZM192 104V103H191ZM239 104V103H238ZM237 104V105H238ZM242 104V103H241ZM260 104V103H259ZM9 105V104H8ZM25 106V104H22ZM31 105V104H30ZM29 105V106H30ZM33 105V104H32ZM31 105V106H32ZM90 105V104H89ZM96 105V104H95ZM100 105H102L100 103ZM182 105V104H181ZM180 105V106H181ZM17 105V108L19 107ZM22 106V107H24ZM30 106L29 109H31L32 107ZM54 106V105H53ZM213 106V103H212ZM242 106V105H241ZM245 106V105H244ZM13 107V105H12ZM21 107V106H20ZM96 107V106H95ZM192 107V106H191ZM243 107V106H242ZM242 107H240L242 109ZM246 107V106H245ZM249 107V105H248ZM247 107V108H248ZM1 108V107H0ZM14 108L16 109L15 105ZM13 108V111H15ZM50 108V107H49ZM70 108V107H69ZM103 108V107H102ZM6 109L9 108H5ZM19 109V108H18ZM28 109V110H29ZM37 109V108H36ZM52 109V108H51ZM56 109V108H55ZM66 109V108H65ZM71 109V108H70ZM91 112H90V119H91V123H90V139H89V144L87 142L86 145L89 146L90 151L88 154H83L82 156H80L81 154H76V155H72V154H67V152H63V151H55L52 150V146L54 148H57L58 146H56L57 143H53L54 138V132L53 134L51 133V137L52 140L51 142L48 140V145H47V141L46 146L45 145H41L44 148V151H42L43 149L39 150L38 148V152L35 153L31 152V153H27V156L24 155V157L22 156V154H18V153H14L12 154V158L9 157L8 155L10 154H6L10 160H8V158L4 155L5 153L2 152L1 148L3 149V147L0 148V153H2V157L3 159L7 158V162L5 160V164L4 167L0 168V179H6V181H4L2 185H0V203L2 205H4L6 202H8L7 204H11L12 202L15 203L16 201V205L13 203L11 204L12 206L10 207V209L7 212L8 215V219H13V224L14 223H18L16 226H18V232H24L25 228H26V224L29 221L28 219L31 217L30 219V223L31 225H33V228H38L37 230H33L32 232L34 234V236H37V233L39 232H43L42 229L44 226H50V230L47 232L45 238L48 239V242H55L57 241L58 246L64 248V250L66 251V254L64 256V251L62 252V254H60L58 256V264H144V261L146 259V256L148 255V253L151 250V239L153 237L152 232H153V219L151 215H154L155 217V221L158 218V220H162L165 215L168 213V211L170 210V208L174 209V205H171V196L168 195V193H171V177H161L160 180V204L158 207V213H154V208L151 205H147V203L149 202L150 199L145 200V198H148V196H150L149 191L144 190L142 191H138L137 186L141 187V179H144V182L146 183V172L144 175H140L142 172L141 170L138 168V165L136 164V162L139 159V156H135L134 155L131 157L130 154H119L117 156V154L113 153V152H108L106 150H110L109 146H111V149L113 150V143H110V141L112 142L110 138L111 133H112V138H114V132H112V124L111 122H109L108 124L105 123L104 120H107L105 118L102 117V121H104V123L106 124V132H103L104 127H100L99 125H97V120L96 119L98 117H96V111L95 108H91ZM121 109V108H120ZM153 109V110H154ZM178 109V108H177ZM237 109V107H236ZM260 109V108H259ZM4 110V108H3ZM11 110V109H9ZM8 110V112H10ZM24 110V108H23ZM99 110H103L100 109ZM194 110V109H193ZM204 110V107H203ZM209 110V109H208ZM2 111V110H1ZM0 111V112H1ZM13 111L11 113V116H13L15 114H13ZM18 111V110H17ZM42 111V109H41ZM51 111V110H50ZM119 111V110H116ZM122 111V109L120 110ZM158 111V110H157ZM183 111V110H182ZM201 111V110H200ZM237 111V110H236ZM4 112V111H3ZM7 112V113H8ZM21 112V108L19 110V114L17 115L18 117H15L13 119L17 120V118H23L22 116H25V114H23L26 111H22L21 113L23 114L22 116H20ZM33 112L34 111H30ZM66 112V110H65ZM70 112V111H69ZM85 112V111H84ZM140 112V111H139ZM171 112V111H170ZM204 112V111H203ZM235 112V111H234ZM241 112V111H240ZM257 112H259V110H256V115L258 114ZM6 113V112H5ZM52 113V112H51ZM71 113V112H70ZM100 113V112H98ZM145 113L148 114L147 110H145ZM40 114V113H39ZM86 114V113H85ZM104 114V113H103ZM120 112L117 114L118 116ZM138 114V113H137ZM176 112H175V118L176 117ZM183 114V113H182ZM211 114V113H210ZM217 114V113H216ZM6 116L9 115L5 114ZM28 115L29 117V113L26 114V116ZM49 115V114H48ZM61 115V114H60ZM106 115V114H105ZM143 115V114H142ZM179 115V114H178ZM187 115V114H186ZM204 115V114H203ZM236 115V114H235ZM1 116V114H0ZM5 116V117H6ZM26 116L24 118H26ZM34 116V115H32ZM31 116V117H32ZM56 116V114H55ZM70 116V115H69ZM133 116V113H132ZM146 115V117H148ZM156 116L157 113H156ZM202 116V115H201ZM219 116V115H218ZM138 117V116H137ZM166 117V118H167ZM198 117V116H197ZM253 117V116H252ZM256 117V116H255ZM11 120V117H9ZM30 118V117H29ZM56 118V117H55ZM108 118V117H107ZM120 118V117H117ZM128 118V119H129ZM235 118V117H234ZM241 118V117H240ZM257 118V117H256ZM28 119V118H27ZM61 119V118H60ZM127 119V120H128ZM174 119V118H173ZM180 119V118H179ZM199 119V118H197ZM212 119V118H211ZM2 121V119H0ZM7 119H5L6 121ZM9 120V119H8ZM14 120V121H15ZM19 120V119H18ZM24 120V119H22ZM39 120V119H37ZM53 120V119H52ZM59 120V119H58ZM133 120V119H132ZM141 120V119H139ZM167 120V119H166ZM217 120V119H216ZM254 120V118H253ZM0 121V122H1ZM13 121V120H12ZM32 121L34 122V120L32 119ZM51 121V120H50ZM63 121V120H62ZM101 121V122H102ZM114 121V120H113ZM117 121V119H116ZM119 121V119H118ZM138 121V120H137ZM7 122H11V121H6V125ZM17 122V121H15ZM14 122V124H15ZM30 122V121H29ZM28 122V123H29ZM59 121H57L56 123H58ZM100 122V121H99ZM98 122V124H99ZM170 122V121H168ZM202 122V121H201ZM232 122V121H231ZM21 124V122H19ZM24 123V122H23ZM23 123L21 124L22 126L19 128V126L17 125L18 123H16L15 127L18 126V133H23L22 130L25 129ZM103 123V125H104ZM148 123V120H147ZM219 123V122H218ZM19 124V125H20ZM27 124V123H26ZM30 124V123H29ZM50 124V123H49ZM53 124V123H52ZM102 124V123H101ZM133 124V121H132ZM139 124V122L137 123V125ZM171 124V122H170ZM228 124V123H227ZM231 124V123H230ZM249 124V122H248ZM1 125V123H0ZM6 125H4V129L7 127ZM48 125V123H47ZM113 125L117 126L116 123H114ZM125 125V124H124ZM134 125V124H133ZM169 125V124H168ZM167 125V126H168ZM200 125V124H199ZM6 126V127H5ZM51 126V125H50ZM59 126V125H58ZM105 126V125H104ZM237 126V125H236ZM235 126V127H236ZM23 127V128H22ZM73 127V126H72ZM171 127V126H170ZM199 127V126H198ZM8 128V127H7ZM6 130H11V129H7ZM11 128V127H10ZM36 128V126H35ZM34 128V129H35ZM69 128V127H68ZM167 128V127H165ZM164 128V129H165ZM225 128V127H224ZM263 128V127H262ZM15 129V128H13ZM21 129V130H19ZM28 129V128H26ZM25 129V130H26ZM30 129V128H29ZM33 129V128H32ZM38 129V128H36ZM45 129V128H44ZM43 129V132H45ZM88 129V128H87ZM115 129V128H113ZM146 129V128H145ZM198 129V128H197ZM208 129V128H207ZM4 130L3 134H5V132L7 133V131ZM48 130V129H47ZM210 130V129H209ZM227 130V129H226ZM262 130V129H261ZM34 131V130H33ZM51 131V130H49ZM48 131V132H49ZM169 131L166 129V132ZM202 131V130H201ZM232 131H234L232 129ZM14 132V131H13ZM17 132H15V134H17ZM31 132V131H30ZM28 132V133H30ZM47 132V131H46ZM45 132V133H46ZM47 132V133H48ZM52 132V131H51ZM111 132V133H109ZM166 132L164 134H166ZM43 133V134H45ZM125 133V132H124ZM123 133V134H124ZM171 133V132H170ZM2 134V133H1ZM12 134V133H11ZM25 134V132H24ZM87 134V133H86ZM40 135V134H39ZM50 135V134H49ZM53 135V136H52ZM119 135V133H118ZM137 135V134H136ZM162 135V134H161ZM193 135V134H192ZM2 136V135H1ZM6 136V135H5ZM13 136V134H12ZM23 136V135H22ZM22 136H20L19 138H22ZM26 136V134H25ZM44 135V137L38 136V139H43L44 142L46 139H48V136L46 139ZM89 136V135H88ZM17 137V136H15ZM24 137V136H23ZM41 137V138H40ZM49 137V138H51ZM126 137V136H125ZM168 137V136H167ZM205 137V136H204ZM233 137V135H232ZM231 137V138H232ZM8 138V137H7ZM37 138V137H36ZM118 138V137H117ZM158 138V137H157ZM11 139V136H10ZM27 139V138H25ZM24 139V140H25ZM36 139V141L38 140ZM56 139V138H55ZM109 139V140H108ZM163 139V138H162ZM167 139V138H166ZM4 140L6 141L7 139L4 138ZM42 140V142H43ZM58 140V139H57ZM157 140V139H156ZM154 141V142H158V141ZM4 141V142H5ZM16 141V140H15ZM14 141V142H15ZM23 141V140H22ZM36 141L33 144H36ZM40 141V140H39ZM88 141V140H87ZM162 141V140H161ZM2 142V141H1ZM41 142V141H40ZM39 142V143H40ZM41 142V143H42ZM56 142V141H55ZM83 142V141H80ZM134 142V141H133ZM206 142V141H205ZM252 142V141H251ZM257 142V141H256ZM18 143H21L20 141ZM38 143V142H37ZM38 143V144H39ZM3 144V143H2ZM5 144V143H4ZM17 144V143H16ZM218 144V143H217ZM229 144V143H228ZM1 145V144H0ZM12 144H10L11 146ZM40 145V144H39ZM37 145V146H39ZM58 145V144H57ZM157 145V144H155ZM196 145V144H194ZM21 146V145H20ZM19 146V147H20ZM23 146V145H22ZM21 146V147H22ZM36 146V145H34ZM49 146V147H48ZM51 146V147H50ZM80 146V145H79ZM87 146V147H88ZM229 146V145H228ZM12 147V146H11ZM40 147V146H39ZM5 148V147H4ZM33 148V147H32ZM37 150V147H34ZM41 148V147H40ZM51 151L48 154V151L46 153L45 150L48 149ZM89 148L87 150H89ZM8 149V148H7ZM20 149V148H19ZM60 149V146H59ZM57 149V150H59ZM124 149V148H123ZM123 149H121L123 151ZM6 150V149H5ZM9 150V149H8ZM53 151V152H52ZM14 152V151H13ZM45 152V153H44ZM246 152V151H245ZM4 153V154H3ZM122 153V152H121ZM254 153V152H253ZM259 153V151H258ZM14 155V156H13ZM222 155V154H221ZM11 156V155H10ZM252 156V155H251ZM2 157L0 158V160L2 159ZM118 157V158H116ZM198 158V157H197ZM143 159L141 157V159L139 160V165L142 166L143 164ZM201 159V158H200ZM131 161V163H130ZM252 162V161H251ZM1 163V162H0ZM3 163V162H2ZM2 163L0 164V166H3ZM16 164L17 167L12 168L13 165ZM145 164V163H144ZM204 164V163H203ZM208 164V163H207ZM256 164V163H255ZM134 165V166H133ZM201 165V164H200ZM10 166V167H9ZM15 166V165H14ZM197 166V165H196ZM202 166V165H201ZM200 166V167H201ZM250 166V165H249ZM7 167L11 168L10 170L7 169ZM199 168V165H198ZM190 169V168H189ZM197 170V168H195ZM200 172V168L198 169ZM203 170V169H202ZM198 171V172H199ZM203 172V171H202ZM198 175V173H196ZM196 176V175H195ZM166 178V179H165ZM198 178V177H197ZM7 180L9 181H13L12 183L8 184ZM182 180V179H181ZM201 180V179H200ZM173 181V180H172ZM191 181V180H190ZM194 181V180H193ZM143 182V183H144ZM183 184V183H182ZM187 184V183H186ZM197 185V184H196ZM227 185V184H226ZM225 186V185H224ZM183 188V187H181ZM174 191V189H173ZM184 191V190H183ZM153 194V193H152ZM240 194V193H239ZM194 195V194H193ZM192 195V196H193ZM182 196V195H181ZM239 196V195H238ZM144 197V198H143ZM235 198V197H234ZM14 200V201H13ZM156 200V199H155ZM234 200V199H232ZM231 200V202H233ZM178 201V200H177ZM11 202V203H10ZM153 203V202H152ZM159 203V202H158ZM174 203V202H173ZM156 204V203H155ZM228 204H230V201L228 202ZM180 205V204H179ZM182 205V203H181ZM231 205V204H230ZM228 205V206H230ZM177 206V205H176ZM184 207V205H182ZM226 206V205H225ZM226 206V207H228ZM2 207V206H1ZM190 207V206H188ZM188 207L185 206V208L187 209ZM218 204H213V205H201L199 206L196 210H193L192 212L186 213L185 219H183V221L181 222V224L176 225L175 227L178 228L177 232H185L188 231L189 236L188 238V245L190 246L188 249L185 248L180 250L176 249H169L168 251V255L165 256V261L164 264H180L179 260H182V257H185L188 261H183L181 264H190L189 262L192 261V259L194 258H198L201 255H208V257L210 259L217 257L216 254V240L217 239V232H216V227L218 226V221L217 219L221 216V215H217L214 216L216 214V212L218 211ZM225 207V208H226ZM176 208V207H175ZM179 207L176 208V210ZM0 216H5V209L0 208ZM19 212H18V211ZM175 210V209H174ZM223 207H222V211H223ZM15 211H17L16 214ZM221 211V210H220ZM221 211V212H222ZM229 211V210H228ZM233 211V210H232ZM185 212V211H184ZM220 212V213H221ZM230 212V211H229ZM46 218H48L47 220H45ZM228 219V218H225ZM159 223H157L158 225ZM161 224V223H160ZM255 224V223H254ZM155 225V224H154ZM224 225V223H223ZM14 226V225H13ZM15 226V228H17ZM29 225H27L28 228ZM264 226V225H263ZM156 227V226H155ZM219 227V226H218ZM227 227V225H226ZM157 228V227H156ZM255 228V227H254ZM253 228V229H254ZM257 228V226H256ZM29 229V228H28ZM262 229V228H261ZM31 232V229H29ZM255 230V229H254ZM13 231V230H12ZM264 231V230H262ZM171 232V231H170ZM176 232V233H177ZM183 234V233H182ZM181 234V235H182ZM223 234V233H222ZM232 234V232H231ZM159 236V235H158ZM221 236V235H220ZM218 236V238L220 237ZM232 236V235H231ZM242 236V235H241ZM254 236V235H253ZM250 238V240L252 239V237ZM256 236V235H255ZM178 237V236H176ZM175 237V238H176ZM258 237V236H257ZM256 237V238H257ZM260 237V234H259ZM158 238V237H157ZM179 238V237H178ZM243 238V237H242ZM245 238V236H244ZM177 239V238H176ZM234 239V238H233ZM254 239V238H253ZM252 239V240H253ZM36 240V239H35ZM38 240V239H37ZM159 240V239H158ZM260 240V239H259ZM221 241V240H220ZM72 243L71 246H73L72 248H68L65 247L66 245L68 246V244ZM177 242V241H176ZM223 242V241H222ZM220 242V243H222ZM225 242V241H224ZM239 242V241H238ZM242 242V241H241ZM167 243V242H166ZM172 244V243H171ZM174 244V243H173ZM219 244V243H217ZM236 244V243H235ZM153 245V244H152ZM222 245V244H221ZM220 245V246H221ZM240 245V244H239ZM70 246V247H71ZM79 246V249H77V247ZM219 246V245H218ZM238 246V245H236ZM83 247V248H81ZM81 248V249H80ZM169 248V247H168ZM179 249V247H178ZM165 250V249H164ZM170 250H173V252L170 253ZM188 250V252H186ZM222 250V249H221ZM162 251V250H161ZM228 251V250H227ZM230 252V251H229ZM250 252V251H248ZM248 255V254H247ZM176 256H178V258H176ZM226 256V255H225ZM224 256V257H225ZM231 256V254L229 255ZM246 256V255H245ZM182 259H181V258ZM247 257V256H246ZM249 257V255H248ZM202 258V257H201ZM218 258V257H217ZM148 259V258H147ZM179 259V260H178ZM243 259V258H242ZM248 259V258H246ZM225 258H223V260H219L218 264H225V262L227 260H230V257L228 259V256L226 257V260L224 262ZM244 260V259H243ZM198 261V260H197ZM221 261V262H220ZM245 261V260H244ZM186 262V263H184ZM193 262V261H192ZM199 262V261H198ZM151 263V262H150ZM241 263V262H240ZM163 264V263H162ZM214 264V263H213Z\"/></svg>",
	"mask_w": 264,
	"mask_h": 264
}]
</instances>
